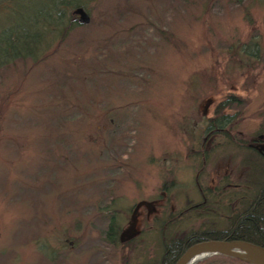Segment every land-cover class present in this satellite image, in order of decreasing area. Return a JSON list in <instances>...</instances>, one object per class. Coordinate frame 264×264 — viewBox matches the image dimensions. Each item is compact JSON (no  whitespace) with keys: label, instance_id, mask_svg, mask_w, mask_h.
<instances>
[{"label":"rangeland","instance_id":"obj_1","mask_svg":"<svg viewBox=\"0 0 264 264\" xmlns=\"http://www.w3.org/2000/svg\"><path fill=\"white\" fill-rule=\"evenodd\" d=\"M82 10L40 59L0 68V264H151L140 231L198 200L196 174L234 169V148L202 134L215 109L230 134L264 132V0Z\"/></svg>","mask_w":264,"mask_h":264},{"label":"trees","instance_id":"obj_2","mask_svg":"<svg viewBox=\"0 0 264 264\" xmlns=\"http://www.w3.org/2000/svg\"><path fill=\"white\" fill-rule=\"evenodd\" d=\"M87 1L0 0V68L18 59H40L53 40L63 38L79 26L72 17L73 11L77 7L85 8ZM249 48L255 53V43ZM242 51L246 53L245 48ZM225 106L221 103L215 109L202 134L210 141L221 138L215 146L234 148L231 166L228 164L234 169L223 171L213 186L205 185L196 174L194 189L198 200L185 199V204L174 213L167 212L158 220L154 218L152 225L139 233V241L144 233L141 244L143 241L152 244V253L141 251L143 257L150 258L145 261L150 260L151 264H174L188 246L202 240H243L264 247V138L260 137L264 132L257 133L252 141L230 134L226 129L231 123L229 116L218 113ZM238 151L242 153L238 155ZM114 219V214L109 215L105 231L107 244L113 246L118 243ZM169 227L170 231L164 230ZM150 232L156 234L154 241L146 238ZM137 240L132 237L128 243ZM195 264L245 262L214 254Z\"/></svg>","mask_w":264,"mask_h":264},{"label":"water","instance_id":"obj_3","mask_svg":"<svg viewBox=\"0 0 264 264\" xmlns=\"http://www.w3.org/2000/svg\"><path fill=\"white\" fill-rule=\"evenodd\" d=\"M77 22L86 23L87 15L77 7ZM219 254L241 259L245 264H264V247L243 240H202L188 246L174 264H195L211 255Z\"/></svg>","mask_w":264,"mask_h":264},{"label":"flooded vegetation","instance_id":"obj_4","mask_svg":"<svg viewBox=\"0 0 264 264\" xmlns=\"http://www.w3.org/2000/svg\"><path fill=\"white\" fill-rule=\"evenodd\" d=\"M154 218H155V217H154ZM154 218H153L152 220H154ZM114 221H116V219H114ZM147 228H149V226H148ZM141 231H142V230H141ZM141 231H140V232H141ZM141 240H143L142 237H141L140 241H141ZM141 242H142V241H141Z\"/></svg>","mask_w":264,"mask_h":264}]
</instances>
